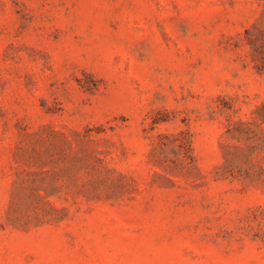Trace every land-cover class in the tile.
Here are the masks:
<instances>
[{"label":"rangeland","instance_id":"374dc122","mask_svg":"<svg viewBox=\"0 0 264 264\" xmlns=\"http://www.w3.org/2000/svg\"><path fill=\"white\" fill-rule=\"evenodd\" d=\"M0 264H264V0H0Z\"/></svg>","mask_w":264,"mask_h":264}]
</instances>
